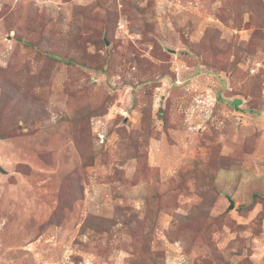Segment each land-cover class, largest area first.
<instances>
[{
	"label": "rangeland",
	"instance_id": "374dc122",
	"mask_svg": "<svg viewBox=\"0 0 264 264\" xmlns=\"http://www.w3.org/2000/svg\"><path fill=\"white\" fill-rule=\"evenodd\" d=\"M0 264H264V0H0Z\"/></svg>",
	"mask_w": 264,
	"mask_h": 264
}]
</instances>
